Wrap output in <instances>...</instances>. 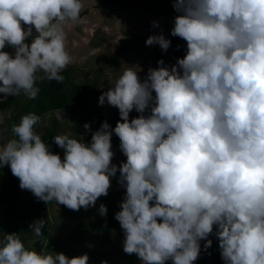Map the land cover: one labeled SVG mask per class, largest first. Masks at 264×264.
<instances>
[{
  "label": "clouds",
  "instance_id": "1",
  "mask_svg": "<svg viewBox=\"0 0 264 264\" xmlns=\"http://www.w3.org/2000/svg\"><path fill=\"white\" fill-rule=\"evenodd\" d=\"M173 8L171 36L186 42V55L170 68L158 61L143 81L135 66L123 71L98 99L118 109L114 128L103 122L90 143L55 136L61 158L35 131L40 117L28 113L0 144V168L9 166L37 200L72 211L95 207L119 172L126 193L115 219L123 252L140 264H194L201 241L212 247L214 228L224 264H264V0H173ZM83 9L82 0H0V99H35L39 79L63 81L73 63L65 27L81 22ZM145 43L165 53L171 46L163 34ZM113 134L126 157L119 167ZM107 211L101 204L99 214ZM29 227L44 236V219ZM89 259L37 252L18 233L0 241V264Z\"/></svg>",
  "mask_w": 264,
  "mask_h": 264
},
{
  "label": "rangeland",
  "instance_id": "2",
  "mask_svg": "<svg viewBox=\"0 0 264 264\" xmlns=\"http://www.w3.org/2000/svg\"><path fill=\"white\" fill-rule=\"evenodd\" d=\"M133 1H137L139 4L148 1L159 11L145 9L130 3L129 0H82L84 9L80 16L81 22L68 24L65 27L67 50L73 56V63L69 66L74 72L76 82H87L90 87L103 93L114 85L127 67L135 66L134 70H140L138 75L141 81L146 78L150 68H157L154 64L155 48L146 46L145 42L152 35L163 34L166 39L171 35L174 19L177 16L173 8V0ZM102 4L105 5L98 7ZM153 22H157L159 27L153 28ZM181 46L186 55V42L181 40ZM7 52L14 55L12 48ZM163 61L164 65L170 68L176 64L177 59L168 55ZM43 75V73H38L40 77ZM45 80L47 79L43 78L38 81ZM153 95L155 94L153 93ZM108 106L107 103L100 106L98 102L92 101L89 108L92 111L101 112L107 123L114 128L116 122L108 113ZM11 115L10 111L0 112V117L3 119V123L0 124V144L13 139L5 122V118L8 119ZM79 116L81 114L77 108L51 112L36 125L35 131L39 135L43 134L46 130L51 129L53 123H56L55 130L59 135L85 140L89 136L88 131L82 125L78 126V130L74 129ZM129 118L131 120L133 115H130ZM102 123L98 124L93 121L92 133L99 130ZM112 151L115 153L113 164L119 167L121 162H126V157L119 149V139L114 134L112 136ZM61 152L63 154L62 149ZM118 179L119 172L112 178L109 194L106 197H100L95 207L87 210L81 209L79 212H73L63 205H57L55 201L49 202V224L44 228V236L40 237L41 250H46V253L63 252L69 258L86 253L90 258L89 264H101L102 261L114 264L116 259L121 261L118 264H140L139 260L136 262L130 257L131 255L123 252L124 234L116 219L117 227L113 232V245L104 240L103 232L90 228L91 225L102 219L99 214L101 204L107 207V213L115 215L121 210L120 204L126 190L118 184ZM20 197L21 200L16 206V210L19 213L32 212L34 222L41 220V213L36 212L37 198L26 190H21ZM36 239L34 232L31 231L24 241L25 246L34 250ZM209 239L218 245V239L214 233ZM0 241H2L1 238ZM200 243H205V241ZM168 264L171 262L169 261ZM194 264L219 263L213 260L210 254L201 247L200 257Z\"/></svg>",
  "mask_w": 264,
  "mask_h": 264
},
{
  "label": "trees",
  "instance_id": "3",
  "mask_svg": "<svg viewBox=\"0 0 264 264\" xmlns=\"http://www.w3.org/2000/svg\"><path fill=\"white\" fill-rule=\"evenodd\" d=\"M130 3L141 6L148 10H156L157 7L150 4L148 1L146 3H138L137 1L129 0ZM105 4L98 5L102 7ZM81 16V14H80ZM167 39L171 41V46L167 52H162L158 45H155V56L154 64L158 67V61L164 60L166 56H172L176 59L184 57V50L181 46V40L178 37L169 36ZM9 48L4 49V51L9 50ZM61 75L64 77L62 82L57 81H37L36 86L40 89L37 97L35 99H30L27 96L20 94L16 97H7L0 99V112L10 111L12 115L10 118H5V122L8 125V129L12 134V126L18 124L20 118L28 113H35L40 117V121L43 117L51 112L55 111H65L73 108L80 110L81 116L78 117L75 130H78L79 125H84L85 123L90 124L91 131H88L89 136L85 140V143H90L91 133L93 130L92 122H97L98 124L106 121L104 115L99 111H92L89 106L92 101L98 102V99L102 93L96 89L89 86V83H78L72 68L68 66ZM2 98V96H0ZM107 111L112 115L113 119L117 123L120 119L118 109L108 106ZM150 114V110L146 111L145 116ZM130 115L133 118L138 117V113L133 110ZM56 123H53L51 129L46 130L43 134H40L41 138L49 145L50 150L53 154H59L63 158L61 149L55 145L53 138L59 133L55 130ZM36 127V126H35ZM84 128V127H83ZM21 189L19 187L18 178L14 177L11 173L9 166H4L0 168V238L4 239L6 234L18 233L20 239L24 242L27 236L31 233L30 225L34 223V214L32 212L26 211L19 213L16 210V206L20 203ZM49 204V203H48ZM43 201L38 200L36 206V212L41 213V219H44L45 226L49 224L48 207ZM79 212V211H73ZM100 222L91 225L90 228L97 229L103 232V238L110 245H113V232L117 227L115 221V215L107 213L106 216H101ZM215 233V228H214ZM204 243H201L203 247ZM34 250L41 253H46V250L42 251L40 247V237H37L34 243ZM63 251V249H60ZM210 257L216 260L219 264H224V261L220 256V249L216 243H212V247L207 249ZM136 262H138V257L136 255H131ZM121 261L116 259L114 264H118Z\"/></svg>",
  "mask_w": 264,
  "mask_h": 264
}]
</instances>
